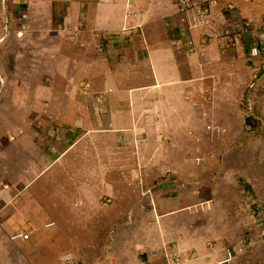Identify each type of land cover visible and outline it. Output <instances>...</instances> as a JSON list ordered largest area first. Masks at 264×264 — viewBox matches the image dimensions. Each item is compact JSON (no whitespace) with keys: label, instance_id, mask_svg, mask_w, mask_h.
Wrapping results in <instances>:
<instances>
[{"label":"crops","instance_id":"1","mask_svg":"<svg viewBox=\"0 0 264 264\" xmlns=\"http://www.w3.org/2000/svg\"><path fill=\"white\" fill-rule=\"evenodd\" d=\"M257 3L219 0L211 6L209 19L199 17L195 10L181 12L178 0H33L30 13L38 16L31 25L36 31L35 53L28 69L32 66L35 79L15 85L5 82L3 88L12 95L11 110L19 115V138L11 136L16 142L12 143L6 134L0 135V156L12 152L27 163L31 162L28 156L34 154V159L31 166L24 165L20 174L16 171L12 180L4 183L3 189L13 190L12 194L0 189V264H60L64 258L71 261L79 256L76 240L66 241L68 247L60 253L61 249L43 247L45 236H38L39 243L32 241L34 231L15 223L22 209L19 205L10 209L11 201L44 175L47 177L29 197L38 202L43 196L57 199L62 189L74 190L71 208L87 222L90 214L94 216L103 208L101 195H114L115 189L140 191L137 199L132 193H116L119 199L114 202V213L104 217L113 222L112 227L109 224L106 228L104 223V231L86 236L95 242L98 259L75 264H233L227 262L233 257L228 256L231 249L221 241L226 229L212 227L211 215L203 220L205 228L201 227L202 159L207 155L197 148L193 149L194 156L185 151L172 153V148L198 136L197 126L207 124L217 140L222 137L218 124L235 119L246 123L234 109H240L245 84L260 59L250 55L249 45L258 33L234 42L215 38L213 33H222L225 9L232 4L240 16L254 21L257 27L263 25L259 15L264 10ZM4 9L2 15L15 29L16 17L10 14V19L6 5ZM19 10L15 7L13 12ZM46 14L50 15L48 21L43 18ZM15 71L19 76L21 68ZM49 74L53 79L45 83L43 77ZM36 108L34 115L28 113ZM180 126H186V134L179 140ZM35 143L52 156L50 164L39 160L46 157V151L37 150ZM74 144L73 152L80 147L76 151L80 164L70 159L67 170H53L52 164ZM38 153L40 158H36ZM91 154L97 162H90ZM175 156L189 159V166L172 161ZM184 172L187 177H183ZM29 173L27 182L25 175ZM89 173L99 175L96 184H89V177L84 182ZM110 173L113 180L105 176ZM118 174L128 176L121 179ZM56 176H67L69 184L58 186ZM54 182L57 187L48 190ZM81 182L82 187L78 185ZM89 186L97 190L95 197L90 196ZM185 189L194 190L192 198L190 193L183 194ZM120 198L133 202V207L120 208L124 206ZM54 225V221L44 224L50 230ZM15 233L28 234L29 238L14 240ZM59 236L51 238L64 242ZM84 238L82 245L90 248V239ZM9 244L20 252L19 260H11L15 250ZM85 249L83 253H90Z\"/></svg>","mask_w":264,"mask_h":264},{"label":"rangeland","instance_id":"2","mask_svg":"<svg viewBox=\"0 0 264 264\" xmlns=\"http://www.w3.org/2000/svg\"><path fill=\"white\" fill-rule=\"evenodd\" d=\"M258 1L259 3L256 4L257 7H261V9L264 10V0ZM5 2L6 4H4ZM250 2H252V0H250ZM5 5L8 16L12 14V17L13 15L16 17L15 29L11 27V24H8L6 16L2 15V10ZM30 6H33V0H18L17 3H14V0H0V121H2L0 124V135L6 134L12 143L16 142L11 139V136L19 138L16 125L19 115L17 114V110H11L14 108H11L9 101L10 97H12L11 91L3 87L6 86L7 83L5 82H8V80L11 82V85H15L18 82L25 83L27 79V81L31 82L35 79V76L32 77V66L29 71L28 65L31 59H34L33 56L35 53V45L33 44L36 31L33 30L31 25L33 24L34 17L36 15L38 16V14L30 13L35 5L32 8ZM15 7L20 10L13 12ZM232 9L240 14V12L237 11L238 9L233 4L232 7L228 6L225 10L230 12ZM195 11L199 17L202 16L198 10L195 9ZM237 13H231L232 20L233 17L235 18V14ZM211 14L212 13L210 12L208 15L203 16L210 19L212 16ZM49 16V14H46L43 15V18L46 17L45 20L48 21ZM259 16V23L264 24V11H262ZM10 19L12 18L10 17ZM245 20L252 21L249 19ZM76 22L81 23L82 21L78 20ZM223 24L224 22L221 23V25ZM75 27L77 26L75 25ZM257 63V66L253 65L256 69L255 73L250 74V79L245 84L246 88L240 100L241 110L238 108L234 109V111H240V117L246 119V123H238L237 119H235L233 120L234 122H226L227 120H225L224 125L218 124L217 128L219 135H222V137H218L217 140H214V136L210 135V131H213V129H209L207 124L197 126L196 129L198 136L196 135L192 140L187 139L178 143L179 148H172V153L177 151L176 153L179 154L185 151L191 153V156H194L193 149L197 148L202 150L203 155H207L202 159L203 190L200 196L201 199H199L203 203V219L201 220V227L202 229L205 228L206 221L204 222L203 220H205L207 215H211L209 222L212 227L217 225V228L220 231L226 229V237H221V241L227 244V249H231L233 257L232 259L229 258L227 262L233 264H264V57H260ZM17 67L21 68L19 76H17L18 71H15ZM253 70L254 69H251V71ZM52 79L53 78L50 74L49 76L43 77L45 83L50 82ZM36 112L37 108L35 110H29L28 113L34 115ZM249 117L252 119V124L250 125L247 123V119ZM25 118L27 129L30 117L28 116ZM21 119L22 118L20 117V120ZM57 122L61 123L59 121ZM182 128L183 126H180L177 129V136L181 134V136H179V140L186 134V126L183 128L184 133H182ZM168 140L167 142H169ZM171 141H175L173 140V137ZM31 143L32 145L34 144L33 141H31ZM170 145L172 147V144ZM35 146L37 150H41L42 153L46 151V157H42L43 159L39 160H42L43 164H50L52 162V156L49 155V152L45 149V151H43L36 143L34 147ZM74 146L75 144L70 148V150L61 155L59 159L52 164L51 167H54L53 170L57 168L60 172H63V170H67L70 159L73 163L79 160L76 151H78L80 147L73 152L72 148ZM215 151H218V155L215 154ZM198 153L199 152L197 151L195 154ZM210 153L212 156L208 157ZM92 155L93 154H91V156ZM40 157L41 154L38 153L36 158ZM176 157L177 156L171 158L172 161L176 163L178 160L182 165L186 167L189 166V159H177ZM28 158H31L30 163L23 161L21 155L19 157L14 156L12 152H8L3 154V156H0V189L2 191H6L7 194L13 193V190L7 191L3 189L5 187L4 183L12 180V175L16 171H19L20 174L24 165L27 164L31 166L34 154L28 156ZM96 158V156L92 157L90 162H97ZM192 161L196 162V159L193 157ZM78 162L79 165L80 161ZM3 170L6 171L3 173ZM91 174L92 173H89L84 176V182H86V179L89 177L90 181L87 179L89 184H96V179L99 175ZM187 175L188 173H185L183 177H187ZM25 176L26 181L28 182L31 174L29 173ZM74 176L79 179L80 175L75 173ZM105 176L107 177V180H113L114 178L113 173L106 174ZM127 176L128 175H119L121 179H126ZM46 177V175L42 176V180ZM56 178H58V176H56ZM91 178L94 180L91 181ZM58 179V186L63 185L66 187V185L69 184L67 176H61ZM42 180H37L36 182L30 184L25 192L21 191L20 197L11 201L10 209L17 207L18 205L20 206L22 211L20 210V213L17 214L16 218H14V220H16L15 223H18V226L26 231H34L33 234H35V239L33 238L32 241L37 240V243H39L38 240L41 241V239H39L38 236H45L46 238H43V240H45L43 247H45V245L46 247L52 246L54 251L59 249L62 251L65 247H68V245L65 244L66 241L68 242L69 240H72L73 242L76 240L77 245L75 247V251L77 250L78 252V258L71 261L64 258L61 260L60 264H75L78 261H90L93 263L96 258L98 259L97 246L94 244L95 242H92L93 239L88 237L90 239V242L88 243L92 244L90 245V248L86 249L85 246L82 245L83 242L81 243V239L84 237L86 238V236L97 234L99 231H104L107 227H109V224L110 227H112L113 222L107 218V220H104V217L105 215L107 217V214L110 215L114 213V202L116 199H119L116 198V193L120 195L123 193H132L135 194V199L139 196L137 194H140L138 189H131L130 191L115 189L114 195H108V192L101 195L99 201L101 202L100 204L103 205V208L98 209L96 215L94 216L90 214L87 218L89 219L87 222L81 221V217L78 214L79 211H73L71 208L70 204L76 198L74 196L76 191L74 192V190H67V188L62 189V192L59 194L57 199L55 196H50L47 197L46 200L43 196L42 200H38L37 202L33 200V198H30V194L35 192L34 190ZM78 185H80V187L83 186L82 182ZM54 187H57L55 182L48 186V190L52 191ZM80 187L77 188V191L79 192ZM190 190L191 189L188 191L186 189L183 190V194L190 193L189 196L192 198L194 190ZM96 191L97 190H95V188L90 187V196H94ZM36 193L39 195L41 194V191L38 189ZM210 195L213 197H210ZM187 197L185 199L189 200ZM26 199H30V201L28 202ZM107 199H111V202L105 204ZM77 200L79 203V199ZM23 201H25V204H23ZM120 202L124 204V206H120V208H127L126 210H128V207H133V202L132 204H130L131 202L125 203L124 198H120ZM43 208L48 209L46 210L47 213L44 212L45 210ZM192 210L195 209L192 208ZM3 215L4 214H2V216ZM179 215L182 216L181 213ZM73 219L77 221L74 222ZM46 221H54L55 225L52 230L44 226ZM104 223L106 224V228ZM82 229H84V231L89 230L90 232L82 234ZM67 231H70L69 235L66 234ZM55 233L60 235L59 237H61V240L64 242L57 241L56 238L53 240L51 235H56ZM64 236L66 238H64ZM9 246L11 248L13 247V250H15L12 253L11 260H19L20 252L18 253L13 245L9 244ZM84 249L87 252L90 251V253H83ZM60 253H63V251Z\"/></svg>","mask_w":264,"mask_h":264},{"label":"built area","instance_id":"3","mask_svg":"<svg viewBox=\"0 0 264 264\" xmlns=\"http://www.w3.org/2000/svg\"><path fill=\"white\" fill-rule=\"evenodd\" d=\"M219 0H178L179 9L181 12H188L190 10H198L200 15H208L211 12V6L217 5ZM233 9L230 12L225 13L226 22L222 25V33H213L216 38L232 39L233 42L240 37V41L244 40L247 36H250L252 32L258 33L257 37L253 36L250 40V55L252 57H264V24L256 26L254 22L245 20L239 13L235 14V18L232 20ZM215 34V35H214ZM192 44V41L189 40ZM111 202V199H107L105 204ZM29 235L24 233H15L12 239H28ZM232 256V252L229 253V257ZM110 264V263H108Z\"/></svg>","mask_w":264,"mask_h":264},{"label":"trees","instance_id":"4","mask_svg":"<svg viewBox=\"0 0 264 264\" xmlns=\"http://www.w3.org/2000/svg\"><path fill=\"white\" fill-rule=\"evenodd\" d=\"M247 123L250 125V124H252V119L249 117L248 119H247Z\"/></svg>","mask_w":264,"mask_h":264}]
</instances>
